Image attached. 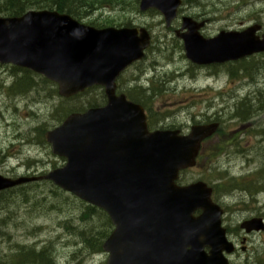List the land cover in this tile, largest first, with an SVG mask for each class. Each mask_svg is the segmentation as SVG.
I'll list each match as a JSON object with an SVG mask.
<instances>
[{
    "label": "water",
    "instance_id": "1",
    "mask_svg": "<svg viewBox=\"0 0 264 264\" xmlns=\"http://www.w3.org/2000/svg\"><path fill=\"white\" fill-rule=\"evenodd\" d=\"M179 5V0H142L140 9H156L168 27ZM202 25L183 19L181 30L188 33L181 38L192 63H222L264 51V36L254 38L257 28L205 42L197 34ZM147 45L143 32L138 37L134 30L97 31L54 12L0 19V64L35 71L58 84L66 98L92 85L104 87L103 108L72 116L46 134L52 153L66 165L45 179L108 213L116 225L103 245L109 264H205L199 260L205 259V246L214 262L217 223L211 221L209 191L202 184H174L179 170L194 165L199 143L214 126L192 129L189 138L149 134L142 108L114 94L116 78L142 58ZM25 181L0 180V190ZM198 209L203 215L192 219ZM186 246L188 257L181 255Z\"/></svg>",
    "mask_w": 264,
    "mask_h": 264
},
{
    "label": "rangeland",
    "instance_id": "2",
    "mask_svg": "<svg viewBox=\"0 0 264 264\" xmlns=\"http://www.w3.org/2000/svg\"><path fill=\"white\" fill-rule=\"evenodd\" d=\"M197 1L199 4L197 7L191 5L183 7L180 17H191L217 9L216 16L205 17L210 20V23L204 29V36H213L219 31L241 30L254 24H259L264 29V0H201L200 3L199 0ZM103 7L99 17L97 15L101 6L92 16L94 19L100 20L99 24L104 23L106 26L121 28L123 22L130 21L135 26L134 28L145 27L144 29L147 28L154 34L155 45H153L152 51L146 55L144 61L133 65L124 73L119 82L121 88H125L129 84L132 86L133 77L137 73H147L148 77L153 79V85L148 83V87L158 92L152 104L153 112H156L160 117L163 115L168 117L161 124L166 122L168 126H178L180 123L196 119L197 116L190 118L191 114H201L203 120L209 117L211 120L217 119L220 123L218 135L205 144L203 152L205 155L198 164L197 171L193 170L184 178L190 177V181H192L191 176L196 177L193 182L198 181L200 177L212 180L211 177L215 174L217 177L215 183L230 189L234 187L229 185L232 179H239L241 186L244 187V185H248L246 178L249 179L251 173L258 172L261 175L262 172L259 168L264 167V139L261 146L258 145L260 143L258 139L262 128H264V54L256 55L254 60L219 67L218 83H214L222 90L219 95L211 94L208 90L201 92V96L191 91L186 92L188 88L197 85L178 74L184 71L186 76H189V73L186 72L187 61L183 58L180 50L181 43L174 36V31L180 27V21L175 20L171 28L166 29L161 16L156 12L128 16L129 12L133 10L129 0L112 2V4H105ZM170 58L175 63L164 67ZM205 69L193 68L192 73L195 78H201L199 73H209V70ZM173 71H177L178 74L173 77L174 81L171 79L172 75H175ZM0 74L7 76L4 77L5 85L3 86L9 88L14 80V78L12 81L11 78H8L12 75L10 68H0ZM226 74H230V76L226 77ZM2 80L0 78V82ZM40 86L47 89L43 95L44 104L38 105L42 110L38 109L37 105L32 109H25L24 101L17 98L10 101L7 93L0 91V152L7 150L10 154L20 155L16 161H8V164L11 165L24 164L23 167L16 170L18 173L24 172L27 167H30V174L37 175L33 173L39 172V170L49 171L55 166V163L57 168L63 164L51 155L50 149L38 145L37 142V126L42 123L51 125V112L53 111V116H55V110L58 109L57 101L54 98L49 100L47 98L46 94L50 87L42 84ZM245 96L251 99L252 103L240 106L239 100ZM36 98L35 95H30L31 103H34ZM15 100H17L19 109H8ZM204 111L205 113L202 114L201 112ZM236 112L241 116L245 114L247 119L243 121L238 118ZM21 136L34 145L21 141ZM218 155L220 157L217 160L212 159ZM25 159H29V161L25 162ZM31 160H36L37 164L31 165ZM228 170L230 179L224 178L223 175ZM0 173L15 176L9 170H3L1 167ZM252 182L253 180L250 183ZM53 192L56 190L45 184L33 185L31 188L5 195L2 199L1 207L3 206L4 210L0 211V219H5L9 224L3 235L8 234L13 239L0 243V252L11 254L19 246H23L21 244L33 245L37 249L48 244L49 249L53 251H61L65 249V246H68L71 251L82 249L78 241L82 229H85L87 237H90L95 227L99 225L97 219L94 217V223L90 218L88 221L82 222L80 226L78 225L77 228L73 227L78 224L76 222L72 223L67 220H64L65 224L58 222L69 213L70 216H76V213L72 211L80 206L70 196L60 194L55 197ZM240 193L237 199L238 206H234L240 211L228 218L230 223L240 222L241 219L253 213L250 210V204L241 203V199L247 194ZM39 228L41 230H38ZM57 235L61 237L49 240V237ZM84 239L85 237L81 241L83 245L87 246Z\"/></svg>",
    "mask_w": 264,
    "mask_h": 264
},
{
    "label": "trees",
    "instance_id": "3",
    "mask_svg": "<svg viewBox=\"0 0 264 264\" xmlns=\"http://www.w3.org/2000/svg\"><path fill=\"white\" fill-rule=\"evenodd\" d=\"M113 0H0V14L8 17H18L23 15L26 11L29 10H54L59 13H66L71 15L72 17H76V19L81 20L85 18L89 10V14L91 10H94V6L97 8V4H103V3H111ZM122 1V0H117ZM135 8V7H134ZM89 25L100 27L98 23H88ZM17 84H21L20 87L23 93L30 91L31 83H27L26 80H17ZM16 84V85H17ZM17 86H15L16 88ZM18 92V91H17ZM19 92V93H22ZM129 96V95H128ZM142 98L139 97L131 98L133 101L139 103L140 105L144 106L149 112L151 113V110L148 109V103L147 100L151 99L154 95L151 94L150 97L145 98L146 95L144 93L141 94ZM104 102V97L102 93L100 92L95 100L90 101V105L88 107H99L102 106ZM150 126H153V118L150 114ZM60 120V116H59ZM43 133V131L41 132ZM93 209V208H90ZM94 210V209H93ZM92 244L90 245V249L93 248L95 245L96 247V239L92 240ZM99 242V241H98ZM34 255L29 256L28 258L34 259ZM25 257L24 250H19L14 255H9L6 257V261H0V264H19ZM33 264H45L44 259H34Z\"/></svg>",
    "mask_w": 264,
    "mask_h": 264
}]
</instances>
